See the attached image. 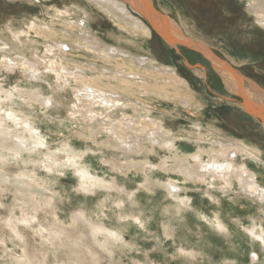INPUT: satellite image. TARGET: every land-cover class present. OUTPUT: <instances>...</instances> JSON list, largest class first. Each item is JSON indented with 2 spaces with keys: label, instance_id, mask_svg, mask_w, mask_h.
<instances>
[{
  "label": "rangeland",
  "instance_id": "374dc122",
  "mask_svg": "<svg viewBox=\"0 0 264 264\" xmlns=\"http://www.w3.org/2000/svg\"><path fill=\"white\" fill-rule=\"evenodd\" d=\"M152 1L179 34L225 63L243 78L245 88L264 93V29L249 11L257 0ZM66 6L80 7L73 17L83 18L88 27L81 37L127 54L151 55L187 81L205 103L201 115L190 110L176 115L169 100L137 101L150 109L152 118L164 119L169 131L194 132L195 124L204 133L214 126L221 136L247 141L264 153V128L248 116L241 97L228 92L211 60L197 49L178 43L171 48L152 29V37L129 45L127 40L136 38L119 31L86 0H0V120H5L8 140L21 138L29 148L17 153L0 149V264H19L22 259L29 264H264V241L248 233L252 226L264 231V196L181 179L170 170L173 151L147 141L129 150V144L118 142L107 119L116 120L123 131L121 114H82L74 82L60 87L52 71L41 69L36 80L22 68L24 62L12 69L6 66L4 55L31 59L30 49L46 61L58 60L59 55L45 53L49 41L28 33L23 41L36 44L23 49L7 28L27 33L28 23L48 24L53 8ZM56 21L55 28L64 30ZM63 44L70 54L62 58L64 65L91 62L82 47ZM37 92L50 103L36 98ZM184 136L176 145L193 148L194 140ZM263 177H258L260 182ZM57 225L66 230L64 235L56 233Z\"/></svg>",
  "mask_w": 264,
  "mask_h": 264
},
{
  "label": "bare ground",
  "instance_id": "6f19581e",
  "mask_svg": "<svg viewBox=\"0 0 264 264\" xmlns=\"http://www.w3.org/2000/svg\"><path fill=\"white\" fill-rule=\"evenodd\" d=\"M86 1L97 8L99 12L102 13V16L111 21L119 31L126 33L131 36V38H136V40H127L130 43L129 45H136V41L139 38L146 39L147 37H152L150 26L140 18L147 14L152 16V20L155 19L158 24H161V27L165 26L164 29H166V31L164 32V36L171 46H175L174 43L183 44V46H191L209 58L214 72L221 77L228 92L230 91L234 94L237 93L250 103L256 100H264V93L259 89L252 88L250 91L245 88L241 83L243 78L230 70L225 63L216 57H213V55L202 46L189 41L183 37L184 35L182 36L179 34L180 32L177 29L175 30L173 27L174 24L170 19H163L152 14L147 0ZM126 4L129 9L137 12V16L128 9ZM255 5L259 6V8L249 4V11L254 13L256 23L264 29V0H257V4ZM79 8L76 6V10L81 11ZM76 10L67 6L62 10L53 8L52 13H49L50 22L48 24L32 21L26 25L27 33L23 30L15 31L11 28H7L11 33L12 38L20 43L23 49H29L30 46L28 45L36 44L35 41H23L22 37H26L28 33L33 32L35 35L42 37L43 40L45 39L49 41L48 44L44 45L45 53L48 55L51 54L55 57L57 54L59 55V59L51 60L49 58L46 61L44 57L38 55L39 53L37 50L30 49V52L35 56L31 55V59L25 58L24 56H22L21 59H7L4 55L5 59L3 60L5 61L6 66L12 69V67L22 65V62H24L25 66L22 68L29 70L33 78L36 80L42 76L40 72L41 69H45L44 71H52L56 74L55 76L57 77V81L59 82L58 85L60 87L69 86L70 82H74L76 87L72 88V90L75 93L76 102L79 103L77 107L79 110H83L82 114L89 115V117L92 118L101 116L104 112L106 113L105 117L114 116V114L117 113L121 114L123 116H121L123 123L120 125L122 126L123 131L118 129L116 120H112L111 118L107 119V125L111 127V133L115 137H118V142L129 144V150L131 147H139L140 149L144 145L141 142L147 141L153 145L166 148V151L167 149L170 152L173 151L168 158L172 162L170 170L181 179L193 183L205 182L206 185H219L224 190L236 187L247 196L263 199L264 182H260L258 179V177L264 175V165L261 166L259 164L260 162H264L263 151L256 145L247 141L221 136L222 133L218 130L216 132L214 126H212L213 131L206 129L204 133L198 131L200 126L195 124L194 126H197L198 130L194 132L181 131V133L177 134L173 131H169L164 124V119L152 118L148 111L150 109L145 106H140V103H137V101L147 102L148 99L150 101L157 100L160 102L162 100H169L173 104V109L177 113L176 115H179L180 112H184L183 110H190L191 112H194L196 116L197 114H203L201 109L205 107V103L197 97V94L194 93L192 89H190L187 81L179 77L174 67L161 65L151 55L138 56L140 54H133L130 51H128L129 54H127L125 50L123 51L121 48L119 49V47L106 46L103 45V43L101 44L97 39L93 40L91 38L88 40L85 36V38L81 37L85 34L83 28L86 29L88 27L83 18L80 19L73 17V15L78 14ZM81 13L83 14V12ZM56 20L61 22L58 24L64 30H57L55 28V26H57ZM72 35H74L75 38L72 37ZM127 37L125 36L124 38L127 39ZM63 43H71L72 45L77 44L79 47H82L84 51L91 54V62H84L86 65H82L81 63L76 65L71 63V65H64L61 61L62 58H66V56H69L70 54L67 52L66 44ZM15 47L17 48V46H14V48ZM5 49H7V47H5ZM139 50L141 49L139 48ZM45 53H43V55H45ZM80 57L83 56L80 55ZM36 98H39L40 101L42 100L50 103V99L47 100L43 98L38 92ZM133 100H136V102ZM128 110H130L132 114L125 115ZM102 116L104 117V115ZM253 118H256L255 120L257 121L259 120L257 117ZM4 121L5 120H0V149H6L11 151V153H17L19 148H28V145L23 144V139L19 138L20 136L18 135L19 139H17V142L12 139L8 140V137L6 136L7 133L4 131L6 129H4ZM184 135H187L189 139L194 140V146L192 145L193 148L176 145V140L185 137ZM112 138L114 137L112 136ZM202 142L207 143L208 146L202 147L200 145ZM123 144L120 145L125 146ZM239 157H243L242 161H239ZM245 159L252 161L253 165H249ZM164 164H167L166 161H164ZM258 166H261V168L259 169ZM103 230L104 229L100 230V232ZM65 232L66 230L64 231L61 226L56 227V233L64 235ZM248 233L252 238L258 239L262 242L264 241V231L260 226L259 228L252 226L249 228ZM19 264H29V262L22 259Z\"/></svg>",
  "mask_w": 264,
  "mask_h": 264
},
{
  "label": "water",
  "instance_id": "95a60500",
  "mask_svg": "<svg viewBox=\"0 0 264 264\" xmlns=\"http://www.w3.org/2000/svg\"><path fill=\"white\" fill-rule=\"evenodd\" d=\"M149 5H150V10L152 14H155L156 17H160V18H168L167 16H165L164 14L160 13L159 11H157L153 5V1L152 0H147ZM142 14V13H141ZM144 18V20L148 23V25L151 27V29L167 44L169 45V47L174 48L175 46H171L169 41L165 38L164 36V32L166 31L165 26L161 27V24L157 23V21L154 19L152 20V16L150 15H145L142 16ZM157 19V18H156ZM169 19V18H168ZM241 97V106L243 107V110L250 116V117H257L260 122V124L262 125V127H264V100L263 101H254L252 103H250L248 100H246L244 97ZM217 112V111H216ZM252 117V118H253ZM256 119V118H255Z\"/></svg>",
  "mask_w": 264,
  "mask_h": 264
}]
</instances>
